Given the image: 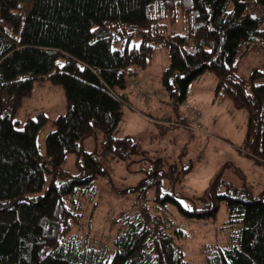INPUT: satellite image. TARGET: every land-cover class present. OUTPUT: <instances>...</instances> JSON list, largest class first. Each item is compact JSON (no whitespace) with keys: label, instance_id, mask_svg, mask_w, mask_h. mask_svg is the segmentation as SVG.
Returning a JSON list of instances; mask_svg holds the SVG:
<instances>
[{"label":"trees","instance_id":"trees-1","mask_svg":"<svg viewBox=\"0 0 264 264\" xmlns=\"http://www.w3.org/2000/svg\"><path fill=\"white\" fill-rule=\"evenodd\" d=\"M29 3L0 0V264H186L160 222L139 213L125 216L112 251L76 238L71 229L82 216L81 197L94 188L98 174L107 173L95 154L84 152L82 141L100 134L99 155L106 160H127L137 152L129 136L113 133L128 101V78L132 90L139 88L137 68L146 66L160 44L170 61L160 77L163 90L183 103L190 82L212 72L217 97L247 110L249 129L256 123L264 156V0ZM177 17L185 32L165 33L163 20L173 23ZM133 37L141 38L138 46L111 48L112 42L126 45ZM251 62L256 67L244 72ZM46 81L64 88L68 111L53 120L41 155L36 136L48 118L39 112L18 128L15 116L34 84ZM177 115L172 119L184 121L183 113ZM71 152L84 161L80 165L79 158L74 176L59 171ZM48 172L59 173L62 181L54 180L44 195L28 196L43 188ZM160 176L144 177L143 190L155 184L159 192ZM163 197L196 217L215 216V200L223 199L227 223L241 225L239 245L219 248L205 264H264L263 195L254 197L247 186L235 188L193 211L174 194Z\"/></svg>","mask_w":264,"mask_h":264},{"label":"rangeland","instance_id":"rangeland-1","mask_svg":"<svg viewBox=\"0 0 264 264\" xmlns=\"http://www.w3.org/2000/svg\"><path fill=\"white\" fill-rule=\"evenodd\" d=\"M24 1L29 7V0ZM251 14L255 12L251 11ZM163 23H166L165 33L185 32L180 17L173 23L165 20ZM140 42L141 38L133 37L126 45L112 42L111 48H130ZM169 62L167 50L160 44L155 45L146 66L137 68V79L141 82L139 88L135 87L132 91L133 95L129 91L128 78L127 88L124 89L126 96L130 101L135 100L136 104L141 103L142 107L137 109L128 102L123 103L122 120L113 135L129 136L137 147L134 155L127 160H106L99 155L100 134L97 139L90 136L82 141L84 152L95 154L94 157L106 166L107 173L98 174L94 188L82 195V216L71 232L84 245L107 246L112 251L113 240L125 216L139 213L141 217L150 216L160 222L173 237L186 264H205L219 248L239 245L237 234L241 225L227 223L228 214L223 199L215 200V216L196 217L183 213L177 203L163 199V194L177 196L187 211L200 210L205 201L211 202L217 195L244 186L254 197L263 195L264 199L262 143L257 140L256 123L251 129L248 127L247 110L236 108L228 97H217V80L210 71H204L190 82L185 92L186 101L202 112V131L195 132L182 125L172 127L161 120L164 116L179 119L177 113L183 112V104L170 97L161 85V74ZM254 67L256 64L251 62L242 70L249 72ZM144 71L149 75L144 76ZM143 82L146 87L142 86ZM67 102L64 88L50 81L35 83L31 95L22 101L15 116L18 128L27 118L35 117L39 112L48 118L36 136L41 155L46 153L45 137L54 128L53 120L68 111ZM79 158L82 165V156L75 152L67 154L59 171L69 176L78 174ZM156 173L161 174L159 192L155 184L143 190L147 183L140 184L142 179L145 177L151 181ZM54 180L57 184L62 181L59 173H46L43 188L28 196L44 195ZM136 185L135 189L131 188ZM117 219L119 221L116 222Z\"/></svg>","mask_w":264,"mask_h":264},{"label":"built area","instance_id":"built-area-1","mask_svg":"<svg viewBox=\"0 0 264 264\" xmlns=\"http://www.w3.org/2000/svg\"><path fill=\"white\" fill-rule=\"evenodd\" d=\"M134 84H136V82H134ZM147 95H149V93ZM182 104H183L182 113H183L184 121H182L181 123H177L174 119H168L166 116H164V118L161 119L170 121L172 125H179V126L182 125L195 132H201L202 131L201 110L187 101H184Z\"/></svg>","mask_w":264,"mask_h":264},{"label":"crops","instance_id":"crops-1","mask_svg":"<svg viewBox=\"0 0 264 264\" xmlns=\"http://www.w3.org/2000/svg\"><path fill=\"white\" fill-rule=\"evenodd\" d=\"M143 75H144V76H148V75H149V72L144 71ZM142 86H143V87H146L144 82H143V85H142ZM129 91H130L131 95H133V93H132L133 90L130 89ZM128 93H129V92H128ZM126 97H127V96H126ZM131 98H132V97H131ZM126 99L128 100L127 102H128L131 106H136L137 109H138L139 107H142V106H141V103L136 104V103L134 102L135 100L131 99V101H130L129 97H127ZM195 106H196V105H195Z\"/></svg>","mask_w":264,"mask_h":264}]
</instances>
